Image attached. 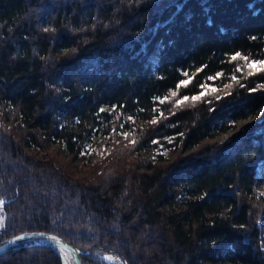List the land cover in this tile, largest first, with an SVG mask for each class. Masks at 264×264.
Masks as SVG:
<instances>
[{
    "label": "trees",
    "instance_id": "trees-1",
    "mask_svg": "<svg viewBox=\"0 0 264 264\" xmlns=\"http://www.w3.org/2000/svg\"><path fill=\"white\" fill-rule=\"evenodd\" d=\"M262 59L264 0H0V239L58 232L83 264H264V71L248 67ZM98 123L80 174L46 148ZM170 134L173 155H135ZM0 264L61 261L27 241Z\"/></svg>",
    "mask_w": 264,
    "mask_h": 264
},
{
    "label": "rangeland",
    "instance_id": "rangeland-1",
    "mask_svg": "<svg viewBox=\"0 0 264 264\" xmlns=\"http://www.w3.org/2000/svg\"><path fill=\"white\" fill-rule=\"evenodd\" d=\"M65 48H62L61 51H63ZM209 84V83H207ZM211 86L215 88H220V86L215 85L214 83H210ZM214 84V85H213ZM197 95V94H196ZM195 95V96H196ZM107 107H110V105H105ZM116 111H113V115L107 120V126L111 127L114 123L113 116L116 114ZM263 115V109H259L258 111L240 117L238 119H235L231 121L227 127L218 129L217 131L213 132L210 135L205 136L203 139H219V140H226L231 138L240 127L246 126L249 123H251L254 120H258ZM138 120L146 121V119H142L141 117H137ZM130 119H134V116H130ZM79 128V123L76 120L72 124V131H77ZM118 135H123V130L118 129ZM108 136V133L104 132L103 126L101 123H98L97 125L92 127V131L89 134L88 137L84 139L78 138L76 135H72V143L71 142H62L58 140V138L55 135H51L50 138H48L46 142V148L49 150H54L58 155V162H63L64 160H69L72 167L74 168V174H80L82 173V168L86 167L88 162L92 161L97 147L99 145H102L103 140ZM157 142L152 145L151 147H146L140 149L138 152L135 153V155H148L150 154L151 157L154 160H163L168 158V156L173 155L179 148H180V142L177 138H175L174 134L170 135H161L157 138H155ZM68 143V144H67ZM72 144L79 150L77 153L72 154L70 145ZM29 150L33 149L36 154H40L42 149L39 145H28L26 146ZM187 146H184L183 149H186ZM259 188L264 190V184H260ZM262 200L264 201V194ZM184 203V197L180 196L178 202H176L173 206V208H178ZM165 207H169L168 204L165 205ZM264 232V230H263ZM263 259H264V249L262 251ZM104 256L110 260V261H117V258L112 253H104ZM206 264H234L231 261H206Z\"/></svg>",
    "mask_w": 264,
    "mask_h": 264
},
{
    "label": "water",
    "instance_id": "water-1",
    "mask_svg": "<svg viewBox=\"0 0 264 264\" xmlns=\"http://www.w3.org/2000/svg\"><path fill=\"white\" fill-rule=\"evenodd\" d=\"M0 225H3V219L0 220ZM27 241L50 246L59 256L61 264H66L62 252L68 255V264H83L79 247L63 234L43 229L22 230L0 239V254L13 245Z\"/></svg>",
    "mask_w": 264,
    "mask_h": 264
},
{
    "label": "snow or ice",
    "instance_id": "snow-or-ice-1",
    "mask_svg": "<svg viewBox=\"0 0 264 264\" xmlns=\"http://www.w3.org/2000/svg\"><path fill=\"white\" fill-rule=\"evenodd\" d=\"M238 55H239V53L236 54V56H238ZM236 56H233V59H236ZM248 67L249 68H255L256 71H264V59L259 60V61H252L248 64ZM233 79H235V77H233ZM184 83H185L184 81L181 82V84H184ZM241 86H243V85H241ZM178 87H179V85H178ZM250 91H256V89H250ZM200 95L203 96V95H205V93L201 92ZM198 98L199 97H197V96L192 97L193 100H196ZM183 99L187 100L188 97H184ZM217 99H219V97H217ZM177 103H180V101H177ZM241 227H243V226H241Z\"/></svg>",
    "mask_w": 264,
    "mask_h": 264
},
{
    "label": "bare ground",
    "instance_id": "bare-ground-1",
    "mask_svg": "<svg viewBox=\"0 0 264 264\" xmlns=\"http://www.w3.org/2000/svg\"><path fill=\"white\" fill-rule=\"evenodd\" d=\"M32 243V242H31ZM63 253V255H64V258H65V262H66V264H68L69 263V257H68V255L65 253V252H62Z\"/></svg>",
    "mask_w": 264,
    "mask_h": 264
}]
</instances>
